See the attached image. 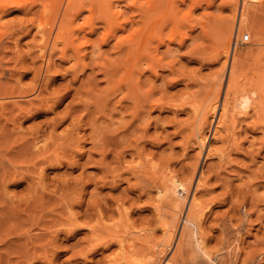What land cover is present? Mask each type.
<instances>
[{
	"label": "rangeland",
	"instance_id": "374dc122",
	"mask_svg": "<svg viewBox=\"0 0 264 264\" xmlns=\"http://www.w3.org/2000/svg\"><path fill=\"white\" fill-rule=\"evenodd\" d=\"M48 1L43 4L46 9L40 0H21L0 15V25H5L0 31V99H4L0 105V264L145 263L149 249L169 231L163 230L164 236L160 222L171 217H161L156 209L165 208L160 209L163 213L169 209L175 187L188 179L193 167L197 174L202 170L205 181L200 200L208 208L202 223L208 247L214 250L226 238L240 236L242 254L234 264H264V116L239 117L218 140L212 137L217 117L210 119L203 149L197 146L191 126V102L206 99L222 72L220 45L229 24L235 29L244 12L248 14L243 28L246 38L235 46L239 58L244 57L240 59L243 70L264 51V0H210L199 6L191 0H172L178 19L186 17L185 22L181 17L179 21L182 27V22L189 24L188 35L183 43L155 41L156 51L152 50L160 59L156 73L142 64L139 75L134 71L130 81L121 69L126 52L115 41L137 27V4L145 0L134 4L137 12L126 7L133 5L127 3L130 0L122 2V15L129 16L124 18L123 31L113 29V37L105 35L110 24L95 19V11L83 8L78 16L66 17L73 26L64 24V41L53 52L50 70L36 47L40 30L46 34L49 28L53 36L66 18L60 3L53 6L55 20L50 17L53 0ZM131 15L135 21L129 22ZM86 18L88 24H82ZM51 36L46 42L41 39V44L49 47ZM234 41L233 30L230 49ZM209 143L216 153L207 157ZM155 172L169 178L166 191L155 184L154 179L162 183ZM194 184L195 180L186 199L184 193L178 196L184 201L183 211ZM182 216L181 212L174 240ZM121 236L127 251L118 244ZM174 245L175 241L173 249H160L165 250L163 258L176 255Z\"/></svg>",
	"mask_w": 264,
	"mask_h": 264
},
{
	"label": "bare ground",
	"instance_id": "6f19581e",
	"mask_svg": "<svg viewBox=\"0 0 264 264\" xmlns=\"http://www.w3.org/2000/svg\"><path fill=\"white\" fill-rule=\"evenodd\" d=\"M19 1L21 2V0H0V15L3 14L4 12H6L7 9L10 8L9 6L11 4H13L15 6L18 5V3L16 4V2H19ZM40 1L42 2V0H40ZM47 1L48 0H45L44 2L47 3ZM123 1L125 2V0H53L52 4H50L51 1L49 3V5L51 6L50 9L53 10L52 11L53 14L50 13L51 11L49 9H48L49 13L47 12V14L48 15L51 14L50 17L53 15L52 17H54L53 19L55 20L54 15H56L55 14V12H56L55 8L56 7L53 8V6H55V4H56V6H57V4L59 6V3L62 4V6H63L62 18H64V19L66 17H69V16L71 17V15L72 16L77 15V13L83 8H86L87 10L89 9V13H90V11L92 13L94 11L96 12V9H97L99 16L97 17L96 16L97 12H96V14L94 12L95 15L93 14V17H96L95 19H98V21L102 19L104 23L110 24V29L108 31V28H107L108 32L106 31L105 35H107V36L112 35V37H113L115 35V34H113L115 28L116 27H117L116 29H118V27L122 28L124 18H125V20H127L126 16L127 17L129 16V15L125 16V14H124V17H123V15H122V13H124V11L121 10V6L123 7V4H122ZM130 1L127 3L133 4V5L132 6L131 5L126 6V7L127 8L132 7L131 9H133L134 4H136L138 2H137V0H130ZM201 1H205L206 4L211 3L210 0H191V4L193 6H199ZM31 2H33V1H31ZM44 2L41 3L42 7H43ZM171 2L173 3L174 1H172V0H145L144 2H139V4H137V6L140 10L139 19H138V21L135 22L137 24V27H135V28L131 27L133 29L131 31H128V33H126V34L124 33V35H121L122 37L121 38L119 37L120 39L116 38V37L114 38V39H119V40L115 41V42H118L119 45L124 46L126 44L124 47L120 46L121 49L123 48L125 50V52H126L125 55H127V59H125V58L122 59L123 65H122L121 69L123 68L125 70V72H123L124 77L126 79L128 78V81H130L129 79L132 78L133 73L135 75V72H137L136 74L139 75L138 69L141 67L142 64L146 65L147 68L153 70V72L156 73L155 72L156 70H154V69L158 66V62L160 61V59L157 57V54L155 53L156 49H154L157 44H159V43L162 44L165 41H167L168 43H170L172 41H177L178 43H183L186 36L188 35L187 34L188 31L186 32L185 28L188 27L189 24L184 26L186 23H183L186 21V19H183V18H186V17H183L182 15L180 16L181 19H183L182 20L183 21L182 22L183 27H182L181 23H180L181 21H179V20H181L180 17L178 19L179 14L177 13V11L175 9H173V8H175L174 7L175 4H173L174 6L172 8ZM46 3L44 5H46ZM20 5H23V4H20ZM126 5H128V4H126ZM47 6H48V4H47ZM137 6H136V10L138 9ZM247 7H248V5L243 7V12L245 11V9ZM43 8L47 9V7H45V6ZM122 9H124V8H122ZM136 10H134V11L137 12L138 10L137 11ZM48 15H45L46 18ZM121 15L123 17L122 20H121ZM247 15H245V12H244V16L241 18L239 17L240 20L236 24L235 29H233V25H234L233 23L231 25L229 24V26L227 28V33L224 35V37L222 39L223 41L221 42V45H220L222 48L221 51H222L223 56H224V61H223V65H222L223 69L221 68L222 72L219 75H217V79H215V82L209 91V96L197 104H193L191 102V105H192L191 113H192V116L194 118L192 121L193 123L191 122L193 124V125H191L193 127V128L191 127L192 128V135L194 136L195 142L197 143V146H199L200 149H203V147L205 145L207 135L204 133V129H205V126L208 124V122H210L209 121L210 119L213 120V118L217 117L215 126L213 128L212 137L215 139H217V138L220 139V137H222V134H221L222 132L225 133L226 131L228 132V130L233 129L232 127H234V124L236 123V121L239 117L243 118L244 116L247 117L251 114L252 115L254 114L256 116L257 115L264 116V113H261V110H262V112H264V109H262V108H264V51L259 52L260 54L256 55L257 57H255L254 62L252 63V65L250 64L251 66H249V68L246 70H243L245 68H243V65L241 62L242 60L240 61V59H243L244 57L239 58V56H238L239 53L235 52V46L237 45L238 40H240V39L242 40L243 38H246L243 34V31H244L243 28H244V25L246 24L244 21H246V17H248ZM59 16H60V14H59ZM133 16L132 15L130 16L129 22L131 21L132 18L134 19ZM56 17H58V16H56ZM99 17H100V19H99ZM60 18L61 17H58V19H60ZM69 18H66V19L70 20ZM87 18H86V22L84 21L82 24H84V23L88 24L87 21L89 19H87ZM58 19H57V21H59ZM65 20L64 21L62 20L63 23H59V25L56 24L58 27L56 26L57 30H55V33L53 36H51L52 34H50V32L48 31V30H50L48 27H47L48 29H47L46 34L44 32L45 29H43V28L42 29L44 31L40 30L41 33L39 31L38 32L36 31L38 34L40 33V36H41V38H39V40H40L39 45L36 44L39 46V47L36 46L37 48H39V51H38V49H37V51L41 53V55H40L41 57L42 56L45 57V60H46L45 63L47 64L46 68L48 67L47 69L50 68V65L52 63V59H53V56L55 54L53 52L56 51L55 50L56 46H57V50H58V47L60 49V46H59L60 44H58V42L61 43V41L62 42L64 41L63 35H64L65 29H66L65 25L66 26L69 25L70 27L73 26V24H71V20L67 24H66L67 21H65ZM134 21H135V19H134ZM129 22H127V23H129ZM187 22H188V20H187ZM46 23H48V22H46ZM112 23H114L115 25ZM127 23H126V25H127ZM82 24H80V25H82ZM1 25H0V28H2V26L3 27L5 26V25H2V26ZM52 25H53V23H52ZM111 26H114V27L112 28ZM246 27H247V24H246ZM182 28H184V30ZM125 29H126V27H125ZM166 29L169 31L166 32L167 31ZM244 29L246 30V28H244ZM70 30L72 31V28ZM92 30H94V28ZM233 30H234L235 41L233 43L232 49H230L229 41L231 40V37L233 35ZM0 31L1 32L4 31L3 28H2V30L0 29ZM66 31H67V29H66ZM122 31H123V28H122ZM244 32L246 33V31H244ZM49 35L52 37L51 38L52 41L50 40V44L48 47V44L45 42L49 38V37H47ZM0 36H1V34H0ZM38 37H39V35H38ZM41 39H43L44 41L46 40V41L44 43L42 41V44H41ZM102 40H103V38H102ZM105 40H107V39H105ZM153 41L155 43V46H153V48H152ZM155 41H157V44ZM245 41H246V39H245ZM3 45H5V44L3 43ZM64 45H65V43H64ZM97 45H99V44H97ZM118 47L119 46H117L116 48H118ZM123 49H122V51H123ZM152 49H154L155 51ZM76 50H78V49L76 48ZM262 50H264V49H262ZM76 52H78V51H76ZM62 53H63V51H62ZM244 62H245V60H244ZM161 63L162 62H160V64ZM161 65H159L160 68H162ZM245 65L246 64H244V66ZM51 67H52V65H51ZM246 67H248V66H246ZM45 73H46V70H45ZM108 73H109V71H108ZM106 75H108V74H106ZM137 75H136V77H137ZM122 76H123V74H122ZM125 78H124V81L126 83L127 81ZM122 82H123V80H122ZM225 83H226L225 90H224L223 96H221L223 86ZM118 85H120V84H118ZM122 86L123 85H121L120 87H122ZM124 86H123V88H125ZM130 92H131V94L133 93L132 90ZM131 94H128V95L131 96ZM132 96H133V94H132ZM157 99H156V103L158 101ZM1 100H2V98L0 99V102H1L0 105L1 104L4 105V103H3L4 99L2 100L3 102ZM158 103H159V101H158ZM160 104L161 103H159V105ZM150 105H152V104H150ZM259 118H258V121H259ZM239 119H241V118H239ZM262 119H264V118H262ZM258 127H260V126L258 125ZM261 127H262V125H261ZM50 134L51 133H49L48 135H50ZM228 134H227V136H229ZM235 134H237V133H235V131H233L231 134L233 140H235L234 142H236V140H238L236 137H234ZM93 136L94 135H92V137ZM223 136L226 137V134H224ZM49 137L50 136H48V138ZM97 138H98V136H97ZM42 139L43 140L47 139V136H46V138H42ZM37 140H38V138H37ZM43 140H41L40 143L41 142L44 143ZM45 143H46V141H45ZM36 144H34V145H36ZM210 144L211 143H209L207 146V153H206L207 157L212 156L216 153L211 148ZM39 147H40V145H38L37 149H39ZM41 151H42V148H41ZM221 154H222V152H221ZM221 154H220V156H221ZM53 156L55 157V155H53ZM60 156L58 157L59 159H60ZM49 158L47 157V159H49ZM61 158H63V157H61ZM51 160H53V159H51ZM153 168H154V166H153ZM154 170H156V169H154ZM40 171H41V169H40ZM201 173H202V170H200V173L197 174L196 168L193 167L192 171L190 172L188 179L183 184H179L175 187L176 197L172 199L173 201H172L171 205L169 206V209L166 208L167 211L165 213L162 212V210L165 209L163 207H162L163 209L160 208L162 210L156 209L157 214H159L160 216L164 215L163 216L164 218L166 215L171 217L170 220H168V221L163 218L164 220H162V222H160V224H161L160 228H161L162 232L167 231L168 229H169V231H167L168 233L166 232L167 235L164 232V236L166 235L165 236L166 238H162V241H160V242L156 241L157 246L151 245V246H153L151 248L152 249L151 251L149 249L150 247L148 248L149 251L147 250L148 252L145 250L147 252V254L149 252H151V253H149L148 255L146 254V259L143 258V260L144 261L147 260V261H145V263H140V264H155L156 261L163 262L162 264H174L175 262H178V259H180L182 261V262L180 261V263L178 262L179 264H184L185 260H188V262L190 260L191 264H234V262L239 258V255L242 254L241 253V251H242L241 247L242 246L240 245V240H241L240 236H237L234 240H230V241H229V238H226L224 240L223 239L224 237H222V240H224V241L220 240L222 242L221 245H219L220 247L217 246L216 249L214 247V250L211 249V247L210 248L208 247L209 243L207 244V236L204 233L205 229H204L203 224H202L203 220H204V216L206 214L205 212L208 208L205 209L204 207L201 206L202 200H200V197H201L200 192L202 191V189L204 187V183H205ZM156 174H158L157 178L159 180L161 179L162 183L159 184L158 180L154 179L155 184H157V187L160 190L166 191L165 187L167 185H170L168 183L169 178H167L166 176L163 177V175L160 176L161 174H159V173H156ZM38 176H40V175H36V177H38ZM34 178H35V176L33 177V179ZM37 179L39 180L40 177ZM149 180H151V178ZM193 180H195V184H194L193 189L191 191V195H190L187 203L185 204V206H186L185 211H183L182 209H183L184 201H180L183 199H179V197L182 198V195L179 196V194L184 193L185 196L184 195L183 196L186 199V197L189 194V190L191 189V183H193ZM151 181L153 182V180H151ZM34 182H36V181H34ZM38 183H39V181L36 182V184H38ZM40 185L41 184L39 183V186ZM36 190H37V188H36ZM161 203H163V202H161ZM206 207H207V205H206ZM181 212L183 213V216H182L183 218H182V221L180 224L181 226L179 225L180 226V228L178 230L179 233L176 236V240H174L175 239L174 235H175L176 230H177V223H178L177 219L180 216ZM37 226H38V224H37ZM152 232H154V231H152ZM240 235L242 236V234H240ZM151 240L152 239H150V241ZM157 240H158V238H157ZM118 241H119L118 244L120 243V245L122 246V247L121 246L120 247L123 248V250L124 249L126 250L127 249L126 248L127 243L125 244L124 238H122V236H121ZM173 241H175V245H174L175 250L174 251H175L176 255L171 256L172 258H170V257H164L163 258V256L165 255V250H160V249H163L164 246L170 248ZM165 247H164V249H165ZM131 248L133 249V247H131ZM131 248H130V250H132ZM171 248H172V246H171ZM212 248H213V246H212ZM231 253H233L232 254L233 256H230ZM121 255H123V254H121ZM142 256H145V255H142ZM147 256H148V258H147ZM125 257H126V255H125ZM250 259H252V256ZM130 261H132V260H130ZM141 261L142 260H140V262ZM160 262H158V263H160ZM132 263L134 264V262H132Z\"/></svg>",
	"mask_w": 264,
	"mask_h": 264
}]
</instances>
